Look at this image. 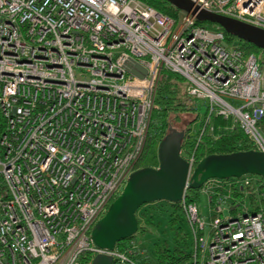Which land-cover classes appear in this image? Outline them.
<instances>
[{
	"label": "built area",
	"instance_id": "obj_1",
	"mask_svg": "<svg viewBox=\"0 0 264 264\" xmlns=\"http://www.w3.org/2000/svg\"><path fill=\"white\" fill-rule=\"evenodd\" d=\"M192 1L264 30V0ZM133 64L146 70L144 78L131 73ZM165 71L207 101L205 123L212 115L229 120L264 154V67L224 32L141 0H0V264H92L97 255L141 264L146 252L137 239L101 249L91 232L146 167ZM181 155L196 165L185 148ZM203 187L206 238L198 204H186L187 192L182 200L192 264H264V178ZM224 203L230 214L222 218Z\"/></svg>",
	"mask_w": 264,
	"mask_h": 264
},
{
	"label": "water",
	"instance_id": "obj_2",
	"mask_svg": "<svg viewBox=\"0 0 264 264\" xmlns=\"http://www.w3.org/2000/svg\"><path fill=\"white\" fill-rule=\"evenodd\" d=\"M180 11L195 16L197 22L218 25L224 33L264 51V30L238 20L200 9L192 0H164ZM134 75L144 78L146 70L130 65ZM185 133L173 126L160 141L159 165L135 171L124 189L110 205L107 213L93 226L91 238L101 249L114 250L117 243L139 231L138 211L147 204L165 201L179 203L185 193L200 190L210 180H227L253 175L264 178V154L240 151L212 154L191 168L181 155ZM109 255H97L92 264H112Z\"/></svg>",
	"mask_w": 264,
	"mask_h": 264
},
{
	"label": "trees",
	"instance_id": "obj_3",
	"mask_svg": "<svg viewBox=\"0 0 264 264\" xmlns=\"http://www.w3.org/2000/svg\"><path fill=\"white\" fill-rule=\"evenodd\" d=\"M141 1L173 18L179 16L180 11L164 0ZM197 24L212 31L224 32L218 25L200 22H197ZM225 35L229 43H233L237 40L241 48L245 49L248 53H255L259 58V63L264 65V58L262 60L260 59V55H258L264 53L263 50L233 38L226 33ZM198 101L199 100L192 98L186 93V80L182 76L170 71L162 73L155 101L156 107L154 108L150 123L147 149L142 160L151 147L156 146L162 141L171 126L184 131V133H188L192 130V125L199 119L198 117L200 115ZM184 114H193L195 116L193 120L195 121H192V123L185 122L183 118ZM208 115L209 111L207 109L205 119H207ZM205 124V131L203 132L202 127H204ZM231 124L229 120L221 116L212 115L207 123H205V120L203 121L195 137L190 135L189 141L186 139L183 141V148H185L189 157H195L197 161L196 165L201 159L208 155L249 151L254 148L248 137H246L242 131L232 129ZM200 136L201 141L197 143V138ZM200 192L201 189L188 190L185 197L186 204H198ZM167 204L170 205L171 210L166 217L165 225L169 230H167L166 233H170L171 237L168 236L166 239L155 241L151 249L145 251V255L140 257L141 264H188L192 262L195 245L182 201L175 204L161 201L143 206L137 213L139 224L141 225L139 232L145 230V225H142L140 216L146 217L147 222L151 223L150 220H153L152 218L156 215L155 212H159L158 210L164 212V210H166L165 208H167ZM149 205L153 207L149 208ZM148 215L150 216L148 217ZM160 223L162 222L160 221ZM130 239H137V236H133ZM150 254L154 262L150 261Z\"/></svg>",
	"mask_w": 264,
	"mask_h": 264
},
{
	"label": "rangeland",
	"instance_id": "obj_4",
	"mask_svg": "<svg viewBox=\"0 0 264 264\" xmlns=\"http://www.w3.org/2000/svg\"><path fill=\"white\" fill-rule=\"evenodd\" d=\"M232 46H238L239 41L235 40L233 43H231ZM260 55V59L263 60L264 58V53L258 54ZM264 67V65H262ZM232 105L239 107L241 106L244 102L239 99H227ZM198 104L200 106L199 109V119L192 125V132L191 135L195 137L198 133V131L201 128V125L203 121L205 120L206 116V110H207V101L204 100H199ZM194 115L193 114H184L183 118L185 122H194ZM179 126V125H178ZM184 126V125H182ZM160 142L156 145L153 146L149 149V152L146 154L144 159L142 160L141 165L142 166H158L159 165V159H158V149H159ZM141 166V167H142ZM204 187L202 188L201 192L199 193V200H198V206H199V211L201 218L203 219L204 223L206 224V230L204 233V238H206L209 233H210V222H211V216H210V208H209V199L208 196L205 194L203 191ZM263 191V190H262ZM250 200H248V203ZM149 208L153 207L152 205L148 206ZM224 212L221 215L222 218L228 216L230 214V203H224L223 205ZM166 210L161 211L158 210L159 212H155V216L152 218L153 220H150L151 223L147 222L146 217L140 216L141 222L143 225H145V230L143 232H138L136 234L137 236V242L140 246V248L144 249L145 251H149L155 241L166 239L168 236H170V233H166L167 226L165 225L166 217L169 214V211L171 210L170 205L167 204ZM154 211V210H153ZM150 215H148L149 217ZM149 221V220H148ZM160 221L162 223H160ZM153 223V224H152ZM169 231V230H168ZM171 237V236H170ZM192 242V241H190ZM149 259L151 262H154L152 255H149ZM188 264H192V262H189Z\"/></svg>",
	"mask_w": 264,
	"mask_h": 264
},
{
	"label": "flooded vegetation",
	"instance_id": "obj_5",
	"mask_svg": "<svg viewBox=\"0 0 264 264\" xmlns=\"http://www.w3.org/2000/svg\"><path fill=\"white\" fill-rule=\"evenodd\" d=\"M152 167H154V166H152ZM157 167V166H156Z\"/></svg>",
	"mask_w": 264,
	"mask_h": 264
}]
</instances>
